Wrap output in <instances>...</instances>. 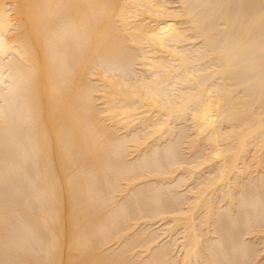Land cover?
<instances>
[{
  "label": "bare ground",
  "instance_id": "obj_1",
  "mask_svg": "<svg viewBox=\"0 0 264 264\" xmlns=\"http://www.w3.org/2000/svg\"><path fill=\"white\" fill-rule=\"evenodd\" d=\"M4 184L0 264H264V0H0Z\"/></svg>",
  "mask_w": 264,
  "mask_h": 264
},
{
  "label": "rangeland",
  "instance_id": "obj_2",
  "mask_svg": "<svg viewBox=\"0 0 264 264\" xmlns=\"http://www.w3.org/2000/svg\"><path fill=\"white\" fill-rule=\"evenodd\" d=\"M16 182H17V184H16ZM22 182H23V180L20 179V183H19V180H18V181H14V182H13V185H21ZM7 185H8V184H6V185L4 184V186H5L7 189H5V187L3 188V186H2V189L0 188V189H1V190H0V194H2V196L7 195V194L9 193V189H10V188L7 187ZM6 191H8V193H7ZM2 192H3V193H2ZM18 193L23 194L22 191H21V192H17V194H18ZM18 196H19V194H18ZM21 196H22V195H21ZM22 198H23V197H22ZM22 198H21V199H22ZM3 205H8V203L3 204ZM9 206H11V205H9ZM18 225H19L18 222H15L13 225H10V228L13 229V231H15V229L17 228ZM15 227H16V228H15Z\"/></svg>",
  "mask_w": 264,
  "mask_h": 264
}]
</instances>
